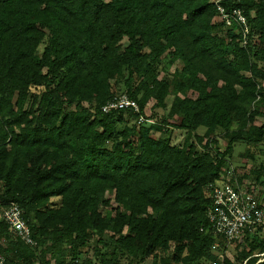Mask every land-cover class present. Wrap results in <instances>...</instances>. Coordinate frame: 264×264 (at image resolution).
<instances>
[{
  "label": "trees",
  "instance_id": "1",
  "mask_svg": "<svg viewBox=\"0 0 264 264\" xmlns=\"http://www.w3.org/2000/svg\"><path fill=\"white\" fill-rule=\"evenodd\" d=\"M222 3L243 9L245 46L213 0H0V199L37 241L0 223L4 264H80L91 234L100 264L158 252L161 264H264L261 228L234 243L235 262L211 248L209 184L225 180L236 142L264 145V0ZM165 57L182 63L170 78ZM119 81L138 113L102 112ZM171 95L174 125L143 122L150 99L165 108ZM170 128L186 133L181 145L155 135Z\"/></svg>",
  "mask_w": 264,
  "mask_h": 264
},
{
  "label": "built area",
  "instance_id": "2",
  "mask_svg": "<svg viewBox=\"0 0 264 264\" xmlns=\"http://www.w3.org/2000/svg\"><path fill=\"white\" fill-rule=\"evenodd\" d=\"M223 0H213L216 9L215 20L223 22L224 27L231 28L238 36L241 46H245L250 38V24L242 8H227ZM239 2L240 0H226ZM130 109L139 112L136 101L125 93L107 101L101 110L107 113L112 110ZM142 121L140 117L139 122ZM264 140V132H263ZM211 206L206 216L211 225L213 236L217 240L211 248L217 252L219 258L226 256V247L230 244L241 242L244 235L255 232L258 228L264 229V201L256 190L240 185L237 180H220L208 186ZM2 183L0 181V192ZM0 223L7 226L8 233L21 240L31 248L37 246L36 239L32 236L29 225L24 218L23 210L15 202L4 204L0 199ZM219 241L225 245L223 252L219 251ZM5 238L0 237V246H4ZM0 264H4V257L0 254ZM208 264H219L218 260Z\"/></svg>",
  "mask_w": 264,
  "mask_h": 264
},
{
  "label": "rangeland",
  "instance_id": "3",
  "mask_svg": "<svg viewBox=\"0 0 264 264\" xmlns=\"http://www.w3.org/2000/svg\"><path fill=\"white\" fill-rule=\"evenodd\" d=\"M182 67V63L178 61H170L169 58L165 57L162 60V64L160 65V78H170L171 74L175 69H180ZM262 86H264V81L262 82ZM42 88L36 89L34 91H41ZM115 92L117 94L124 93V86L123 82L119 81L115 84ZM188 96H195L192 92H188ZM173 96H168L166 99V107L165 108H156L154 109L153 105L155 104V100L150 99L145 106L144 115H143V122L147 125L155 124L158 120L162 119L163 117L166 119V123L169 125H174V120L168 119L167 114L171 104ZM263 122V119L257 120V123L260 124ZM236 124H233L232 129H236ZM199 133H202L204 130L200 128ZM156 136L161 137H169L171 140L172 145H181L185 138L187 137L186 133L183 130L177 128H170L169 132L166 134L162 133H155ZM229 135L222 130H217L216 132V139H217V147L219 153H222L228 144ZM193 140V139H192ZM205 143V140L203 141ZM260 147L262 150L264 149V145ZM260 147H249L246 144L241 142H236L233 145V149L231 153L225 157V163L222 166V176L225 177V180L230 179L231 176L238 177L242 179V184L245 187L255 189L259 193V197H263L264 201V155L260 150ZM258 172V174L256 173ZM234 179L233 181H235ZM106 196L111 199V203H114V192H107ZM97 237L93 234L90 235L89 244L90 247L87 248L86 252H82L80 255V264H100L99 259L94 255V246L95 240ZM259 239H264V229L261 232V237ZM238 244V242H237ZM235 247L236 244H230L226 247V256L228 259L235 262L234 254H235ZM241 246L236 247V253L239 251ZM163 256V257H162ZM168 255L163 254L161 255L160 252L156 253L154 256L150 254L149 258L145 260L143 264H154L156 262L160 263L158 257L167 259ZM262 256V255H261ZM69 259V258H68ZM88 260L90 263L86 262ZM167 264H176L173 260L168 258ZM119 264H129V258L123 257L120 258Z\"/></svg>",
  "mask_w": 264,
  "mask_h": 264
}]
</instances>
